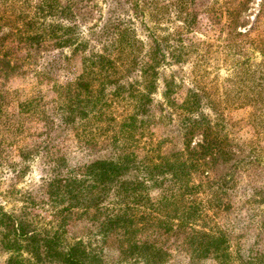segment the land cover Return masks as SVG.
Returning a JSON list of instances; mask_svg holds the SVG:
<instances>
[{
  "label": "trees",
  "instance_id": "trees-1",
  "mask_svg": "<svg viewBox=\"0 0 264 264\" xmlns=\"http://www.w3.org/2000/svg\"><path fill=\"white\" fill-rule=\"evenodd\" d=\"M118 1L130 3L133 19L109 17L98 33L96 27L89 28L91 41H87L81 30L96 17L91 0H40L28 7L22 0H0V21L15 26L18 36L8 49L0 39V116L8 106L5 82L20 75L21 57L30 59L36 50L57 51L44 67L51 80L66 61L81 58L82 72L52 87L57 99L52 112L58 121L55 128L63 132L61 143L73 135L77 155L97 149L110 154L106 159L71 163L70 170L75 177L82 176L84 187L69 190V196L82 199L78 205H84L87 215L93 213L105 235L120 230L123 237L135 241L132 250L145 255L147 264H172L174 258L186 262L215 258L218 264H228L220 259L234 241L229 228L233 222L226 219L250 220L252 206L264 205V192L250 194L242 186V175L261 165L257 153L264 151L254 146L255 138L264 135V0L244 32L239 31L240 18L250 0H226L217 8L212 0ZM213 12H222L226 19L225 62L231 67V80L239 84L238 90L226 92L225 101L213 95L214 85L201 81L212 44L191 37ZM144 18L154 25L149 28L144 22L153 43L148 51L135 23ZM185 33L188 38L182 36ZM91 43L98 44L100 51L83 54ZM248 48L258 50L262 61L246 55ZM64 49H72L71 57L62 53ZM194 54L193 65L199 72L195 71L190 86L177 88L174 77L165 82L161 106L169 120L176 118L184 139L182 150L165 153L163 142L146 130L142 117L150 113L160 69L187 64ZM134 74H138L135 82H123ZM34 99L20 102V112L34 109L49 117L41 100L35 105L38 98ZM207 105L215 116L205 112ZM232 110H249L247 124L258 135L243 139L231 130L237 125L227 114ZM257 222L264 231V209ZM0 229L5 231L2 247L13 253L7 264H88L93 252L84 241L65 248L58 238L29 232L1 211ZM143 232L150 238L138 239ZM160 238L165 239L164 246ZM242 260L264 264V255L249 254Z\"/></svg>",
  "mask_w": 264,
  "mask_h": 264
},
{
  "label": "rangeland",
  "instance_id": "rangeland-1",
  "mask_svg": "<svg viewBox=\"0 0 264 264\" xmlns=\"http://www.w3.org/2000/svg\"><path fill=\"white\" fill-rule=\"evenodd\" d=\"M39 1L22 0V3L25 7L37 6ZM225 1L212 0V6L215 8L223 6ZM91 3L95 7L96 17L87 26H83L81 30L82 37L87 41H91L89 28L96 27L98 33L109 17L112 19H133L129 2L91 0ZM261 4V0H250L248 8L241 15L239 31L244 32L250 28L254 23L255 16L261 9ZM102 16L104 19L101 18ZM207 21H209V26ZM207 21L200 26L199 30L193 32L191 37L196 42L203 40L212 44L210 48L211 57L203 65L207 73L201 78V81L214 85L213 95L224 100L228 90L232 88L238 90L239 87L238 83L231 80L229 75L231 67H227L225 62L227 56L223 50L224 44L222 42L226 31L223 30L222 32V27L226 19L222 12L219 14L213 12ZM144 22L149 28H153L154 25L149 18L135 21L138 37L145 42L146 51H148L153 43L148 36ZM18 23L23 26L21 21ZM211 24L212 26H210ZM15 30V26L0 21V39L4 41L6 49L12 48L17 43L18 36ZM182 36L187 37V33ZM14 40L16 41L13 42ZM94 49L95 52L100 51L98 44L91 43L83 54H90ZM56 52L54 50L46 52L36 50L30 59L21 57L19 59V64H21L20 75H12L10 80L5 82V87L9 91L6 97L8 106L4 115L0 116V211L11 215L29 232L39 234L41 237L58 238L65 248H70L80 241H84L93 251L90 254L88 264H147L148 259L145 255H142L138 250H132L135 241L123 237L120 230L109 236L105 235L101 231L100 222L93 221V213L87 215L83 211L84 207L82 206L84 205H78L82 199H72L69 196V190L82 185L84 187V183L81 181L82 176L75 177L70 170L71 163L80 159H83L82 161L106 159L110 152L97 149L91 153L82 152L77 155L75 153L78 148L77 140L73 135L65 143H61L59 136L63 132L55 128L58 121L52 113L56 109L57 103L55 90L52 87L55 82L64 84L68 79L79 75L82 72V63L79 57L66 61L63 69L52 73L54 77L51 80L49 75H46L44 67L47 61L51 60L50 56ZM62 53L71 57L72 49H64ZM80 55L82 56V53ZM196 55H191L190 61L180 67L167 66L160 69L159 87L153 95L150 113L146 117H142V120L146 122V130L163 142L165 153L184 148V139L178 121L176 118H173V121L169 120L161 106L165 104L162 96L166 90L165 82L172 81V77H174L177 88L190 86L195 79V71L198 69L193 65ZM246 55H250L256 62L262 61V56L258 50L252 51L251 48H248ZM137 79L138 74H134L123 82L130 84ZM106 95L109 93L107 92ZM33 98H35L34 100L38 98L34 103L35 105L39 104L38 101L41 100L46 110L42 109L47 112L49 117H44L45 114L39 116L33 111L34 109L28 110L29 113L20 112L18 104L25 100L31 101ZM204 110L215 116L210 106H205ZM248 112L249 110L227 112L230 119L237 122L235 128L230 129L243 139H250L258 135L257 129L247 124ZM255 139L256 144L254 146L264 149V140L259 141L264 139V135L257 136ZM199 141L200 137L194 140L195 143ZM56 143L60 145L57 146ZM257 154L261 158V165L254 167L247 175H242V186H247L250 194L264 192V151L260 150ZM63 158L68 159V162H60ZM252 207L254 208L252 211L254 216L250 220L244 222L241 220L236 223L233 216H230L231 219H226L233 222L229 228L234 232L232 236L234 241L231 243L228 254H224L220 259L227 260L228 264H246L242 260L245 255L260 253L264 255V231L260 229L259 222H257L264 205L254 204ZM4 232L0 229V264H7L9 257L13 254L2 247ZM146 235L143 232L137 238L147 240L150 237ZM159 242L163 246L164 242L166 243L165 239L161 238ZM127 249H131V251L128 252ZM239 249L241 250L240 254L237 253ZM239 255L242 257L239 258ZM93 256L97 257L93 258ZM24 257L27 258V255L24 254ZM28 264L36 263L30 261ZM172 264H218V262L215 258L199 262H186L185 259L175 260L174 258Z\"/></svg>",
  "mask_w": 264,
  "mask_h": 264
}]
</instances>
